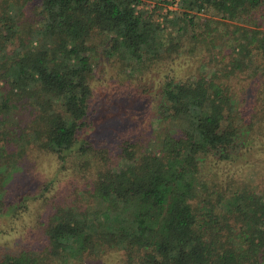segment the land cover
<instances>
[{
	"label": "trees",
	"instance_id": "obj_1",
	"mask_svg": "<svg viewBox=\"0 0 264 264\" xmlns=\"http://www.w3.org/2000/svg\"><path fill=\"white\" fill-rule=\"evenodd\" d=\"M150 2L0 0V225L42 208L0 264H264V0H172L169 24ZM184 56L144 96L156 127L97 123L100 58L132 82ZM53 157L75 191L27 189Z\"/></svg>",
	"mask_w": 264,
	"mask_h": 264
},
{
	"label": "rangeland",
	"instance_id": "obj_2",
	"mask_svg": "<svg viewBox=\"0 0 264 264\" xmlns=\"http://www.w3.org/2000/svg\"><path fill=\"white\" fill-rule=\"evenodd\" d=\"M166 1L168 3L160 4L162 5V8H154L155 2L148 3V6H146V8L153 11L154 15L158 19L164 21V23L169 24L168 20L173 17V14L170 13L171 11L176 10L178 6L177 2L173 3L172 0ZM205 17L206 15H201V20L205 19ZM199 64L200 63L198 61L196 62V59H191L184 56L178 59L175 63H159L154 66L151 71L147 72L144 77H139L135 81L128 82V73L122 70L123 66L120 64V62L117 63L106 58H100L98 60V66L96 64V75L93 81L94 96H96L94 99L95 104H102V106H99L101 107V113L96 117L97 123L102 125L105 120L112 117L116 113V111H118L119 113L120 111L125 110L127 111L125 126H129L128 129L131 128L130 125L137 124L138 119L139 123H142L144 129L146 130L147 127H151L152 124H154V126L156 127L157 122L154 113L155 107H149L142 103L145 100V97H156L157 90L160 89L167 73L186 77L190 73L192 74L194 71H196ZM192 69H194L193 72ZM203 70H206V68H203ZM127 71L130 72L129 69H127ZM147 104H149V102H147ZM113 105H115L116 107L112 108ZM110 134L111 132L107 131L105 132L104 137H107ZM261 161L262 160L260 156L253 159V164L255 163L253 167L255 166L254 169L256 171L263 172L264 162ZM208 164H210L211 166L215 165L214 163H211L210 160L208 161ZM74 170L75 167L71 166L68 171L59 172L58 161H56L54 157L51 159L48 158L42 165V167L39 168V170L36 172L35 180H31L32 182H34L33 185H27L26 188H33L37 190L42 182L47 181L51 177L58 176L56 178L58 180L56 183V192L75 191V184L80 180L76 177V173L74 172ZM80 184L82 185L83 183ZM38 205L39 201H33L30 205L31 211L27 210L21 216V218L12 221H6L0 225V246L8 245L11 247L20 248L24 245L29 236V239L31 240H29L28 242H34L35 233L32 230V226H35V216L37 217V215L42 212L41 207H43V204H41V210H39ZM33 209H36V215L30 216L33 214ZM117 258L118 252H111L104 255L101 260H98L101 262L100 264H112L116 261Z\"/></svg>",
	"mask_w": 264,
	"mask_h": 264
}]
</instances>
